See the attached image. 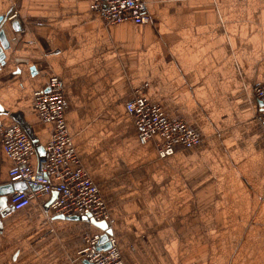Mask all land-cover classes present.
I'll return each mask as SVG.
<instances>
[{
	"label": "crops",
	"instance_id": "1",
	"mask_svg": "<svg viewBox=\"0 0 264 264\" xmlns=\"http://www.w3.org/2000/svg\"><path fill=\"white\" fill-rule=\"evenodd\" d=\"M151 22L109 25L94 0H0L12 49L0 67L5 127L21 115L38 139L54 126L34 94L58 77L78 157L99 186L125 264H264V0H145ZM13 17V18H12ZM18 21L22 30L10 26ZM202 139L159 159L126 106L135 91ZM13 162L0 146V186ZM42 195L0 213V264H85L87 221L56 216Z\"/></svg>",
	"mask_w": 264,
	"mask_h": 264
},
{
	"label": "built area",
	"instance_id": "2",
	"mask_svg": "<svg viewBox=\"0 0 264 264\" xmlns=\"http://www.w3.org/2000/svg\"><path fill=\"white\" fill-rule=\"evenodd\" d=\"M91 10L100 13L109 25L134 23L146 25L151 22L145 0H94ZM13 18V17H12ZM254 98L259 103L257 119L264 123V87L254 89ZM35 108L44 123L53 124L50 142L44 147L37 165L30 163L36 153L27 133L19 126L5 127L0 122V146L13 162L10 183H24L25 191H16L10 196L15 211L29 206L34 198L59 194L51 208L56 216L64 218L83 217L88 214L97 221L110 224L109 209L101 196L99 186L83 167L65 119L66 98L60 78L49 79L47 87L34 94ZM128 113L134 118L142 143L159 137L157 145L159 159L171 157L176 147L192 149L201 144V137L189 129L182 120H171L147 97V86L135 91V97L127 104ZM33 187H40L33 191ZM103 232L84 238L85 246L79 257L92 264H125L118 241L109 237L110 249L99 250Z\"/></svg>",
	"mask_w": 264,
	"mask_h": 264
},
{
	"label": "water",
	"instance_id": "3",
	"mask_svg": "<svg viewBox=\"0 0 264 264\" xmlns=\"http://www.w3.org/2000/svg\"><path fill=\"white\" fill-rule=\"evenodd\" d=\"M8 18L7 17H0V67H3L7 64L8 56L7 52L11 51L12 49V41L11 37L9 36L8 30ZM11 28L15 33L21 32L22 28L18 21H13L10 23ZM8 111L4 109V107L0 104V115H7ZM11 116L15 119L16 123L27 133L33 144L36 146L38 144V139L34 135L32 128L24 121L23 118H20L21 115L11 114ZM38 150H42L43 154L44 147H39ZM27 186L24 183H15V184H6L0 186V213L3 211L8 212V198L16 191H25ZM33 191H37L40 187H33ZM59 194L57 192L52 193V198L49 202L46 203L45 209H49L52 204L58 199ZM11 209L14 208L11 206ZM3 214V213H2ZM64 218V217H60ZM75 221H87L95 225L103 232L101 236V241L99 244V250H108L110 249L109 237L113 235L112 230L110 228V224L106 221L97 222L95 221L90 214L83 216V217H73L69 218ZM85 264H92L88 261Z\"/></svg>",
	"mask_w": 264,
	"mask_h": 264
}]
</instances>
